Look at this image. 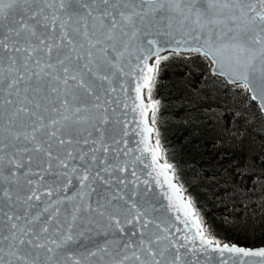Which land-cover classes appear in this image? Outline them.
Masks as SVG:
<instances>
[{
  "label": "snow or ice",
  "instance_id": "6c2138e0",
  "mask_svg": "<svg viewBox=\"0 0 264 264\" xmlns=\"http://www.w3.org/2000/svg\"><path fill=\"white\" fill-rule=\"evenodd\" d=\"M160 18L173 53L210 58L264 112V0H0V264H264V248L221 243L159 164ZM145 154L183 228L129 195ZM93 232L111 238L79 251Z\"/></svg>",
  "mask_w": 264,
  "mask_h": 264
},
{
  "label": "rangeland",
  "instance_id": "374dc122",
  "mask_svg": "<svg viewBox=\"0 0 264 264\" xmlns=\"http://www.w3.org/2000/svg\"><path fill=\"white\" fill-rule=\"evenodd\" d=\"M161 65L162 74L154 80L152 92L153 99L162 105H159L160 117L155 128L166 137L170 147L172 137H188L191 144L184 155L190 163L182 166L181 176L203 206L207 215L203 217L205 224L208 221L215 234L223 238L229 236L231 241L238 243L230 245L244 247L240 244L249 238L251 242L257 241L256 244L262 242L264 122L257 120L256 113L249 108L247 90L231 87L232 92H228L226 83L218 82L213 76L207 77V72L212 74L205 58L190 64L174 56ZM190 131L193 132L189 134ZM174 143L181 144L182 148L187 146L176 139ZM180 150L172 148L171 157L180 159L183 156ZM196 157L200 159L198 165L193 164ZM223 162L232 171L226 174L222 167L220 174L224 177L216 182L212 169L219 168L218 164ZM243 172L246 176H242ZM235 191L245 194L237 196L239 192L233 194Z\"/></svg>",
  "mask_w": 264,
  "mask_h": 264
},
{
  "label": "water",
  "instance_id": "95a60500",
  "mask_svg": "<svg viewBox=\"0 0 264 264\" xmlns=\"http://www.w3.org/2000/svg\"><path fill=\"white\" fill-rule=\"evenodd\" d=\"M197 6H199V5H197ZM155 23H156V26L151 29L152 35L149 36L148 38L153 39L157 42V45L161 48V55L162 56H167V55L186 56V55L198 54V55L202 56L203 58H205L209 62V65L211 67L210 68L211 74L213 77L224 81L229 87L241 86L238 83H229L227 77L221 76V75L217 74L216 72H214L212 61L210 60V58H206L205 56H203L199 53H196V52H189V51L183 50V48H181V50L173 53L171 51V49L177 47L176 42H175V40L172 39V37L164 34L165 26L168 23L167 19L160 18ZM175 28H176V25L174 22L173 34L177 38H179V33L175 31ZM149 63L151 64V63H153V61L150 60ZM127 88H128L127 95L134 97L135 96V91H134L135 82H134V80L129 81V83L127 84ZM117 91L119 92V88H117ZM145 92H146V90H145ZM248 94L251 98V94L249 92H248ZM145 102L147 103V98H145ZM253 102H255L259 108L258 101H253ZM130 104H131V101L129 100V105ZM259 110H260V108H259ZM121 111H123V109H121ZM260 112L264 115V112H262L261 110H260ZM119 114L120 113H118V115ZM150 117H151V113H149V124L151 126ZM125 118L128 121V123L131 125L132 124V114L128 113ZM137 119H138V117H137ZM126 140L128 142L129 147L134 149L138 146L137 142L140 140V136L136 135L134 133V131H130L129 135L126 137ZM151 143L153 145L155 144L154 133L152 134V137H151ZM140 146L142 147V145H140ZM137 155H139V153H137ZM145 155H146V160L143 163L137 162L135 164V169H136L137 175L140 177L139 187L134 189L135 195H132L133 187L131 185H129V189H128L129 195L132 196V199L137 200L141 205L147 206L150 210L154 208L155 209V211L153 212L154 216H164L166 218H169L171 220L172 224H176L177 226L183 228V225H179L175 221L174 211L170 210L168 208V200L162 195V192L167 190V186L165 185V187L162 189L161 187H159L156 184L155 179H153V177H150L148 175L149 172H151V168H146L144 166V164L150 163L151 158L147 154H145ZM164 163H165V161H163L162 154H161L159 164L162 165ZM153 176H155V173H153ZM160 179L163 180V177H160ZM144 180H148L149 183L147 185H145L143 183ZM173 183L179 185V183L176 180V177L173 180ZM184 196H185V198H187L185 194H184ZM95 198L96 197L94 195L93 200H95ZM110 238H111L110 236H105L103 234H97V233L93 232L91 234L86 235L84 238H82L80 240L79 244L76 246V248L79 251H83V250H85V248H94L97 244L103 245L105 243V241L110 239ZM242 248H244V247H242ZM262 248H264V247H262ZM245 249H249V248H245ZM259 249H261V248L251 249V250H259ZM213 255H214L213 264H218V255L217 254H213ZM249 259H256V258H249Z\"/></svg>",
  "mask_w": 264,
  "mask_h": 264
},
{
  "label": "trees",
  "instance_id": "16d2710c",
  "mask_svg": "<svg viewBox=\"0 0 264 264\" xmlns=\"http://www.w3.org/2000/svg\"><path fill=\"white\" fill-rule=\"evenodd\" d=\"M174 56H177V55H169L168 57V59L167 60H169L170 58H172V57H174ZM179 57H182V59L183 60H185L187 63H193V64H197V61L198 60H202L203 58L200 56V55H197V54H193V55H187V56H179ZM163 62V61H162ZM161 62V63H162ZM160 66H162L161 64H160ZM188 66V65H187ZM187 66H185L186 67V69H188V67ZM160 74H162V70H161V68L159 67V70L157 71V73L155 74L156 76H155V79H158L159 78V75ZM207 77H209V78H211L212 77V75H210L208 72H207V75H206ZM218 82H222V83H225L224 81H221V80H217ZM235 88H233V90H234ZM237 89H239V90H242V91H245L246 92V90L242 87V86H238L237 87ZM226 90L229 92H232V88L231 87H229V86H227L226 87ZM248 104H249V108L251 109V110H253L254 111V113H256V118H257V120H261V121H263L264 122V116L260 113V111H259V109H258V107H257V104L255 103V102H253L250 98H249V101H248ZM160 105V104H159ZM159 105H158V111H157V113H156V120H157V118L158 117H160L159 115H160V108L161 107H159ZM160 106H162V105H160ZM159 132V131H158ZM186 132V131H185ZM193 132V131H192ZM191 131H190V133L189 134H191L192 133ZM155 138H156V134H155ZM159 139H160V148H161V151H162V157H163V159L168 163V164H171L172 166H173V170H174V173H175V175H176V179H177V181L179 182L180 181V185L183 187V189H184V194L186 195V196H188L189 198H195V200H194V202L196 203V209H197V211H198V213H199V215L203 218L204 217V219L205 218H207V215H206V213H205V210L202 208L203 206L202 205H200L199 204V199L197 198V196H196V194H194V192L192 191V189H191V186L189 187V185L187 184V182L185 181V179L181 176V170H182V166L183 167H186L190 162H188V160H187V157L184 155L185 154V151H189V146H190V141L188 140V137H185L184 135H181V136H177V137H172L171 139H172V145H171V147H170V145H169V143H167V141H166V137H164L163 135H161L160 133H159ZM179 140V141H181V142H183L184 143V145H187L186 147H183L182 148V146H181V144L179 145L178 143V145L176 144V143H174V140ZM197 147L196 148H198L199 149V147H200V143H201V139H199L197 142ZM176 148V147H179V148H181V150H180V154L182 155L183 154V156H181V158L180 159H174V158H172L171 157V153H172V148ZM199 162H200V159L199 158H195L194 160H193V164H196V165H198L199 164ZM204 162H206V160L204 161ZM219 165V168L217 167V168H214V169H212V171H213V173L214 174H216V178H213L214 179V181H218L219 179L220 180H222V178L224 177V176H222L220 173H222V167H225L224 168V170H225V173L226 174H228V173H231V171H232V169L231 168H228V167H226V166H228L225 162H223L222 164H218ZM220 174V175H219ZM242 176H246V173H242ZM236 192H239L238 194H237V196L240 194V193H243V194H245V192H243V191H235L233 194H236ZM225 195H230L229 193H225ZM210 223L207 221V223L205 224V226H208ZM216 238L217 239H220L221 240V243H224V242H226V243H228V244H238V243H236L235 241H231V239H229V236H228V238H223L222 236H220V235H218V234H216ZM239 241H242L241 239H239ZM243 241H246L245 243H243V244H240V243H242V242H240L239 244L241 245V246H244V247H247V248H252V247H254V248H260V247H264L263 245H264V237L261 239V241L262 242H259L258 244H256L257 243V241H254V242H251V240H250V238L249 239H245V240H243Z\"/></svg>",
  "mask_w": 264,
  "mask_h": 264
}]
</instances>
